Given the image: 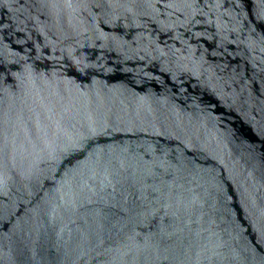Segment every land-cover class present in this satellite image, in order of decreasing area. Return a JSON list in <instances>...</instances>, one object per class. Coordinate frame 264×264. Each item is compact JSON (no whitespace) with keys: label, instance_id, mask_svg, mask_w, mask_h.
<instances>
[{"label":"water","instance_id":"water-1","mask_svg":"<svg viewBox=\"0 0 264 264\" xmlns=\"http://www.w3.org/2000/svg\"><path fill=\"white\" fill-rule=\"evenodd\" d=\"M0 264H264V0H0Z\"/></svg>","mask_w":264,"mask_h":264}]
</instances>
